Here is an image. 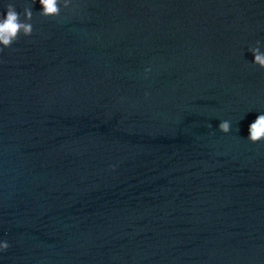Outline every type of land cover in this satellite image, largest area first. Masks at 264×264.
Instances as JSON below:
<instances>
[{"label": "clouds", "instance_id": "9594fccd", "mask_svg": "<svg viewBox=\"0 0 264 264\" xmlns=\"http://www.w3.org/2000/svg\"><path fill=\"white\" fill-rule=\"evenodd\" d=\"M32 2L34 4L36 0H32ZM61 2L67 8L70 0H39L43 9L39 14L43 17H58L61 13ZM23 16L24 19L21 20V14L12 3L7 4L6 14H0V45H2L0 51L11 47L21 34L26 37L32 35L33 26L30 23L33 17L32 7L26 6L23 9ZM250 50L254 55L255 63L264 68V54L260 52L259 47H253ZM219 127L222 132L227 133L230 130V122L223 121ZM248 139L252 143L264 140V114L258 115L255 121L250 124ZM8 247L7 242H0V250H6Z\"/></svg>", "mask_w": 264, "mask_h": 264}]
</instances>
